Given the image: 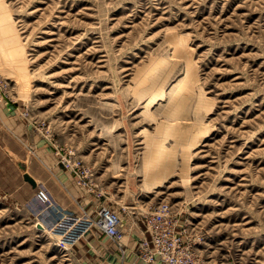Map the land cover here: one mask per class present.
Listing matches in <instances>:
<instances>
[{
  "label": "rangeland",
  "instance_id": "1",
  "mask_svg": "<svg viewBox=\"0 0 264 264\" xmlns=\"http://www.w3.org/2000/svg\"><path fill=\"white\" fill-rule=\"evenodd\" d=\"M0 99L27 136L0 158V264H98L86 237L115 244L62 246L40 190L113 209L136 251L162 207L207 264H264V0H0Z\"/></svg>",
  "mask_w": 264,
  "mask_h": 264
},
{
  "label": "built area",
  "instance_id": "2",
  "mask_svg": "<svg viewBox=\"0 0 264 264\" xmlns=\"http://www.w3.org/2000/svg\"><path fill=\"white\" fill-rule=\"evenodd\" d=\"M34 205L39 220L45 223V231L54 233L62 246L72 247L91 230L96 229L113 243L121 246L124 232L119 215L107 206H101L97 215H78L60 208L40 190ZM49 213V215H47ZM38 220V221H39ZM146 231L137 245V254L144 262L161 264H207L184 239L178 229V220L166 208L160 207L145 221Z\"/></svg>",
  "mask_w": 264,
  "mask_h": 264
},
{
  "label": "crops",
  "instance_id": "3",
  "mask_svg": "<svg viewBox=\"0 0 264 264\" xmlns=\"http://www.w3.org/2000/svg\"><path fill=\"white\" fill-rule=\"evenodd\" d=\"M9 113L11 114L10 108L6 107L5 105L0 106V152L4 155L3 158H0L5 164L4 167H8L9 163L15 162L16 157L21 158L23 156V140L27 141V136L25 135V133H23L25 130L22 128L19 122H16V120L8 116ZM52 163L53 161L51 162L47 158L40 159L39 156H37L35 161H33V163L31 164V169L37 168L39 170V173H37V175L40 177V179L44 182L49 183V181L53 180L51 178V175L53 174L50 172V168L53 167ZM18 167L19 170L22 171L21 173L23 175L21 176L25 181V184H31L34 187L33 188L30 185L31 189H28L29 192L27 195L36 193V191L38 190L37 176L32 173L31 169L29 171L27 166L26 168H24L22 164H18ZM26 173L30 174V176L36 183L35 185L26 180ZM63 186L65 188H61V186L59 187V185L56 186L52 182L51 187L53 188V190H55V192H57L56 194L61 199V201H65L64 204L71 206L68 209H72L73 211L77 210L76 205L72 200H70L71 198L69 199L67 197L68 194L72 196V189L70 188V190L68 188L70 185L66 183V186L65 184H63ZM86 239L87 240L85 241L87 245H85V247L87 248V253L85 254V256H90L93 258H96V256L102 257L103 260L98 264H161L158 261L154 263H147L140 259L136 251V239L133 235H128L126 241L121 242L120 247L115 244H108L107 241L103 243L102 245L104 246H102L101 241H104L106 239L101 238L100 236L93 237L92 235H89L88 238L86 237Z\"/></svg>",
  "mask_w": 264,
  "mask_h": 264
},
{
  "label": "water",
  "instance_id": "4",
  "mask_svg": "<svg viewBox=\"0 0 264 264\" xmlns=\"http://www.w3.org/2000/svg\"><path fill=\"white\" fill-rule=\"evenodd\" d=\"M25 178H26L27 181H29V182L32 183L33 185L36 184L35 181L33 180V178H32L30 175L25 176ZM36 227H37L38 229H41V230L43 229V226H42L40 223L36 224Z\"/></svg>",
  "mask_w": 264,
  "mask_h": 264
},
{
  "label": "bare ground",
  "instance_id": "5",
  "mask_svg": "<svg viewBox=\"0 0 264 264\" xmlns=\"http://www.w3.org/2000/svg\"><path fill=\"white\" fill-rule=\"evenodd\" d=\"M181 85V84H180ZM1 100V99H0ZM66 248V247H65Z\"/></svg>",
  "mask_w": 264,
  "mask_h": 264
}]
</instances>
